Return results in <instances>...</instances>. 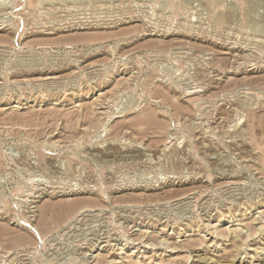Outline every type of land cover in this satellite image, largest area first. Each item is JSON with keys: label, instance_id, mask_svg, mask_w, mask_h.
<instances>
[{"label": "rangeland", "instance_id": "1", "mask_svg": "<svg viewBox=\"0 0 264 264\" xmlns=\"http://www.w3.org/2000/svg\"><path fill=\"white\" fill-rule=\"evenodd\" d=\"M0 264H264V0H0Z\"/></svg>", "mask_w": 264, "mask_h": 264}]
</instances>
